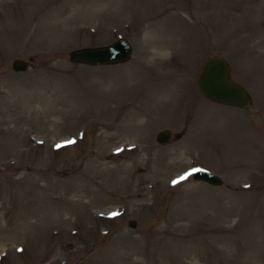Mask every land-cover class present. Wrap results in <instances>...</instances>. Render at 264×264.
<instances>
[{
    "label": "rangeland",
    "instance_id": "rangeland-1",
    "mask_svg": "<svg viewBox=\"0 0 264 264\" xmlns=\"http://www.w3.org/2000/svg\"><path fill=\"white\" fill-rule=\"evenodd\" d=\"M210 55L247 105L198 90ZM0 264H264V0H0Z\"/></svg>",
    "mask_w": 264,
    "mask_h": 264
},
{
    "label": "water",
    "instance_id": "water-1",
    "mask_svg": "<svg viewBox=\"0 0 264 264\" xmlns=\"http://www.w3.org/2000/svg\"><path fill=\"white\" fill-rule=\"evenodd\" d=\"M132 55V44L124 37H119L108 44L82 46L69 51V59L73 62H82L90 65L115 64L127 61ZM13 70H25L28 61L16 57L12 60ZM198 90L208 99L230 105L245 106L249 103L248 90L231 78L229 64L220 55H211L204 59L196 75ZM170 128L160 129L156 133V140L166 143L171 139ZM193 177L211 184H221L222 178L215 172L205 168L193 170ZM128 224L134 226L135 220Z\"/></svg>",
    "mask_w": 264,
    "mask_h": 264
},
{
    "label": "snow or ice",
    "instance_id": "snow-or-ice-1",
    "mask_svg": "<svg viewBox=\"0 0 264 264\" xmlns=\"http://www.w3.org/2000/svg\"><path fill=\"white\" fill-rule=\"evenodd\" d=\"M68 143H73V141H69ZM186 177H182L181 179H185ZM176 182H179V181H176ZM174 182V183H176Z\"/></svg>",
    "mask_w": 264,
    "mask_h": 264
}]
</instances>
